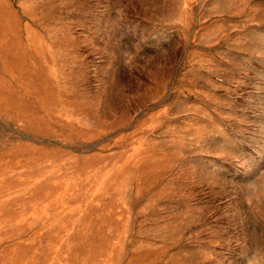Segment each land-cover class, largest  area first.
I'll return each instance as SVG.
<instances>
[{"label": "rangeland", "instance_id": "374dc122", "mask_svg": "<svg viewBox=\"0 0 264 264\" xmlns=\"http://www.w3.org/2000/svg\"><path fill=\"white\" fill-rule=\"evenodd\" d=\"M0 264H264V0H0Z\"/></svg>", "mask_w": 264, "mask_h": 264}]
</instances>
